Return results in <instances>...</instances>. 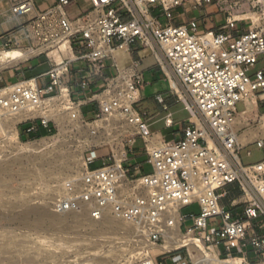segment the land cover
I'll list each match as a JSON object with an SVG mask.
<instances>
[{
  "label": "built area",
  "instance_id": "obj_1",
  "mask_svg": "<svg viewBox=\"0 0 264 264\" xmlns=\"http://www.w3.org/2000/svg\"><path fill=\"white\" fill-rule=\"evenodd\" d=\"M75 1L59 0L31 20L24 34L0 38V53L32 51L34 57L46 55L52 64L45 86L38 79H28L1 87L0 107L12 114L39 112L44 101L60 102L66 94L68 106L78 107L81 113L67 78L83 69L70 66L80 62L96 75L114 68L116 74L105 77L101 92L92 96L99 104L94 123L119 118L130 126L134 130L130 136L145 143L152 173L130 178L122 166L124 160L95 158L92 152L84 175L69 184L57 204L59 212L91 206L93 220L110 214L132 223L156 246L161 241L167 244L165 227L175 228L178 220L181 234H192L196 242L217 249L219 258L223 248L230 258L239 255L249 264L247 249L251 247L264 264V160L244 165L241 152L252 142L239 141L255 130L253 124L264 127V113L257 102L252 113L247 103L256 97L264 102V67L255 71L264 58V0H90L93 12L71 20L65 8ZM187 4L194 10L216 6L225 15V23L216 33L203 31L197 20L176 24V10ZM35 7L36 0H21L12 11L27 16ZM64 42L78 55L59 62L51 55L58 52L63 58ZM136 43L150 49L167 78L176 81L178 96L190 115V125L178 141H152L146 115L136 110L145 78L137 71V62L127 65L115 60L117 52H128ZM87 86L88 82H82L83 89ZM240 103L245 105L241 113ZM253 116L256 119L251 120ZM29 121L50 124L40 114L21 124ZM255 143L264 151V138ZM233 185L242 191L244 219L222 205L227 197L224 191ZM194 204L199 205V214H183L184 208ZM155 257L146 253L138 264H168Z\"/></svg>",
  "mask_w": 264,
  "mask_h": 264
},
{
  "label": "rangeland",
  "instance_id": "obj_2",
  "mask_svg": "<svg viewBox=\"0 0 264 264\" xmlns=\"http://www.w3.org/2000/svg\"><path fill=\"white\" fill-rule=\"evenodd\" d=\"M85 5L82 1L79 7L82 8ZM210 27L211 24H208V28ZM52 56H55V53ZM34 58L33 56L29 60ZM64 58L70 59L71 55H64L63 58L57 57V60L60 62ZM31 63L36 65L38 60ZM17 66L4 69L0 73L10 72ZM263 67L264 58H260L255 71ZM53 101V105L58 104V100ZM237 110L240 113L243 112L245 105L238 104ZM261 112H264V107L261 108ZM254 119H256L255 116L251 118V120ZM3 120L5 121V119ZM86 122L92 125L94 120L87 119ZM21 123L17 125L18 140L15 141H7L4 133L7 123L4 122L3 129L0 125V152L4 151L5 154L6 151L7 155L16 152L22 153L24 162L35 160L38 165L45 160L56 161L57 158L66 162L69 159L70 165L57 166L55 170H51V174L43 170L42 174L36 175L27 168V165L13 163L9 166L10 174L8 173L7 177L0 173V264H8L9 261L11 264H125V262L126 264H138L141 257L139 256L138 259L133 257L137 252L135 250L147 244L148 241L146 242V236L132 223L119 221L115 218L113 219L115 222L111 221L112 223L110 221H106V223L103 220L96 223L93 221V223L90 209L88 211H79V209L72 211L69 219L59 224L46 223L38 220L39 218L35 219L37 217L34 216L29 220L31 227L21 221L24 209L28 205L51 211L56 210L57 204L62 200L69 184L78 178L77 170L82 166L86 168L87 158L92 152H95V158H99L100 153L105 152L117 158L124 155V159H127L130 143L134 139L133 136H130L131 127L119 118L110 120L108 118L98 130H89L83 127L87 125L84 122L82 126L67 122L66 132L63 134L57 121L50 118V124L55 126V131L47 137L30 138L22 135V130L28 123ZM252 126L251 129L256 128L254 124ZM143 146L144 144L140 141L137 148L140 149ZM249 150L253 153L252 160L260 158L262 151L260 152L257 147L252 146ZM247 152L248 150L242 152L241 156L244 161L247 159ZM23 169L30 170L32 174ZM147 172H152L150 167L147 168ZM20 188L21 190H19ZM190 213L199 214V205L194 204L183 209V214ZM217 221L218 219L213 220V222ZM133 240H135L134 244ZM164 246L166 244L161 241L157 249H150L147 254L156 256V261L164 263H171L174 258H178V264H195L205 255L193 245L161 250L160 247ZM212 251L207 248L208 253H212ZM215 251L218 253L217 249ZM219 252L222 254L220 257L222 260L242 259V256L239 255L230 258L223 248ZM247 262L260 264L262 261L253 263L248 260ZM244 264L246 263L244 262Z\"/></svg>",
  "mask_w": 264,
  "mask_h": 264
},
{
  "label": "crops",
  "instance_id": "obj_3",
  "mask_svg": "<svg viewBox=\"0 0 264 264\" xmlns=\"http://www.w3.org/2000/svg\"><path fill=\"white\" fill-rule=\"evenodd\" d=\"M21 0H0V38L6 34L19 32L24 34L29 29V22L37 15L47 11L48 9L58 5L59 0H36L35 11L27 16H16L12 7L15 2ZM84 1L86 4L82 8L79 7L80 2ZM65 12L71 20L84 17L93 12V6L90 0H76L70 6L65 8ZM176 24H186L191 20H197L203 31L218 32L220 26L225 23V15L222 14L216 6H208L201 10H194L190 5H185L176 10ZM208 24L211 27L208 28ZM78 54L75 52L74 56ZM71 57L70 59H73ZM38 60L36 65L31 62ZM115 60L123 62V64H131L137 62L139 67L137 71L143 74L145 78V85L140 92V101L136 105V110L146 115L149 121L150 130L153 134L152 141L171 142L178 141L183 138L184 130L190 125V115L185 110L177 93V84L174 79H169L165 72L157 63L150 49L146 48L142 43H136L130 47V50L121 54H115ZM52 68L46 56H38L34 59L23 63L14 70L7 73H0V88L13 84L17 81L38 79L40 86H45L49 82L48 73ZM82 68L81 74L71 73L68 78V87L72 92L73 98L79 102L81 114L86 119H94L99 112V104L93 101L92 96L101 92L104 87V78L116 74L114 68H107L102 75L92 73V70L80 62L74 63L70 69L76 70ZM82 82H88L86 89H83ZM177 86L175 88L174 86ZM158 98H162L164 103H160ZM255 101L258 104L260 113L261 108L264 107V102L261 98L256 97ZM166 108V109H165ZM167 120H171L172 124H168ZM55 126L49 124L48 127L42 125L41 121H31L22 130V135L30 138H36L42 133V137H47L53 131ZM255 130H258L259 137L257 140L264 138V127L258 125ZM259 138V139H258ZM251 141L252 143L244 150H248L252 155L246 156L244 159L241 156V161L244 165L250 166L262 162L264 160V151L259 149L255 143L257 140ZM142 141L144 146L140 149L137 148L138 143ZM257 147L261 156L257 160H252L253 153L249 150L250 147ZM243 150V151H244ZM242 151V152H243ZM241 152V155H242ZM247 152V153H248ZM99 158H106L110 153L101 152ZM122 166L128 170L130 178L140 177L142 175L150 174L147 168L152 166L148 163V154L146 153L144 141L135 136V139L130 143L127 159H124ZM152 173V172H151ZM227 197L222 201V205L226 206L235 216L244 219L243 211L244 204L242 201V191L239 185H233L224 191ZM186 215V214H185ZM187 227L191 223L186 224ZM247 260L253 263L259 262L256 259L251 247L248 249ZM237 255V254H236ZM173 262L178 263V258H174ZM171 262V263H173ZM167 263V262H166ZM168 264H170L168 262Z\"/></svg>",
  "mask_w": 264,
  "mask_h": 264
},
{
  "label": "bare ground",
  "instance_id": "obj_4",
  "mask_svg": "<svg viewBox=\"0 0 264 264\" xmlns=\"http://www.w3.org/2000/svg\"><path fill=\"white\" fill-rule=\"evenodd\" d=\"M61 50L64 53V55L70 54L71 57H74L69 42L62 43L61 44ZM120 53L123 54V53H126V51H121ZM33 56H35L34 52H32V51H23V50L22 51H17V52H12V53H0V71H2L4 69H7V68L14 67V66L18 65L19 63H22V62L32 58ZM55 56L62 58L58 54V52H55ZM174 87L177 88L176 85ZM63 98H62V100L60 99V102H58V104H57L58 106L57 105H53L52 102H54L53 101L54 99L53 100L44 101L45 107H43L41 109V111H39V112L26 111V112H22V113H19V114H12V113H9V112L5 111L4 109H2L0 107V125L2 126V129H3L4 122L7 123L6 129H4V133L6 135L7 141L8 140L9 141L18 140L17 125L20 124L21 122L26 121L29 118L37 116L38 114L43 115L48 120H50V118L55 119L57 121V123L60 125L61 129L63 130V134H64V132H66V123L67 122H69L70 124H73V125H76V124L79 125V126L84 125L83 120H82V115L80 113L79 108L78 107H69L68 106L67 100H66L67 99V95L66 94H65V96ZM247 103H248V107H249L248 113H252L253 111L256 110V101H255L254 98L249 99L247 101ZM54 106H56V109H54ZM60 107H63V108L61 109ZM3 119H5V121ZM106 120H108V119H106ZM104 124H105V120L96 122L95 124H92V125L91 124H87L86 126H83V127H86L89 130H98L100 128V126L104 125ZM67 126H69V125L67 124ZM130 131H132V132H130V135H133L134 134V130L132 128H130ZM258 132H259L258 130H251L248 133L244 134L239 139L240 143L246 145L249 141L255 140L257 137H259V133ZM3 152L4 151L0 152V173L5 175L6 177H7V174L9 173V171H10V167L9 166L12 165L13 163H22L23 166L27 165V168H29L33 172V174L35 173L36 175L40 174L41 171H43V170L46 171L47 173L50 172V174H51V170L52 169L55 170L56 169L55 167H57V166L62 165V166L66 167V166L70 165V160L69 159H68L69 161L67 160V162H66V161H63V159L61 160L60 158H57L56 161L45 160L40 165H38V163L35 160H28V162H24L22 153L16 152L14 154L11 153L12 155H7L6 151H5V154ZM123 160H124V155L123 156L121 155V156L118 157V162L119 163L122 162ZM74 162H76V161H74ZM30 170L29 171L26 170V171H27V173L30 172L32 174V172ZM85 171H86L85 166H82V168L78 169L77 172H76L77 173V177L81 178L84 175ZM45 175H47V174H45ZM19 190H21V188ZM92 208L93 207L88 206V205H82L79 208V211H88L90 209V214H91ZM33 216L37 217L35 219L39 218L38 220H41V221L46 222V223L59 224V223L67 221V219H69L68 217H70L71 214H70V212H68V213L59 212L58 207H57L56 210H54V211L52 210L51 211V210H47V209H44V208H39V207H36V206H33V205H28L24 209L21 221H23L24 223H27L26 225L28 227H31L30 226L31 224H30L29 220ZM113 219L114 218L110 214H106L103 217L102 220H103V222H106V221H110L111 222V221H113ZM93 221L95 223L97 222V221L92 219V222ZM113 222H115V221H113ZM165 230H166L169 238L167 239L166 246L160 247L161 250H171V249L180 248V247L186 246V245H193L194 247H196L202 253L205 254L195 264H244L243 259H239V258H234V259H229V260H222L221 258H219L218 253L213 248H212V250H213L212 253H208L207 252V247L203 243L196 242L192 234L185 235V234H181L180 233L178 220H177V225H176L175 228L171 229V228L165 227ZM143 237H141V238H143ZM145 239H146V242L148 241L147 244L138 247L135 250L137 252L134 253V256L132 254L133 257H137L136 259H138L139 256L142 258V256L145 255L150 249L154 250V249L158 248V246L152 244L149 241V238L147 236H146ZM145 239H143V240H145ZM140 240H142V239H140ZM133 242H135V240H133L132 243ZM3 252L5 253V251H3ZM132 256H131V258H132ZM131 258L129 257V260ZM133 259L135 260V258H133ZM129 260H128V262H129ZM10 262L11 261H9L8 264H11ZM125 264H126V262H125Z\"/></svg>",
  "mask_w": 264,
  "mask_h": 264
},
{
  "label": "trees",
  "instance_id": "obj_5",
  "mask_svg": "<svg viewBox=\"0 0 264 264\" xmlns=\"http://www.w3.org/2000/svg\"><path fill=\"white\" fill-rule=\"evenodd\" d=\"M36 138H42V133L38 137H36Z\"/></svg>",
  "mask_w": 264,
  "mask_h": 264
}]
</instances>
